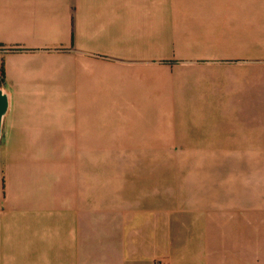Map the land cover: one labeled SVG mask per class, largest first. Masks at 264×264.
<instances>
[{
	"label": "crops",
	"instance_id": "0c3cea01",
	"mask_svg": "<svg viewBox=\"0 0 264 264\" xmlns=\"http://www.w3.org/2000/svg\"><path fill=\"white\" fill-rule=\"evenodd\" d=\"M0 102V264H264V0H0ZM101 150L203 157L103 220Z\"/></svg>",
	"mask_w": 264,
	"mask_h": 264
},
{
	"label": "rangeland",
	"instance_id": "374dc122",
	"mask_svg": "<svg viewBox=\"0 0 264 264\" xmlns=\"http://www.w3.org/2000/svg\"><path fill=\"white\" fill-rule=\"evenodd\" d=\"M203 151H99L101 219L111 205L163 203L165 215L175 211V180L198 173ZM193 179V178H192ZM153 194L154 196H148ZM156 195V196H155Z\"/></svg>",
	"mask_w": 264,
	"mask_h": 264
},
{
	"label": "water",
	"instance_id": "95a60500",
	"mask_svg": "<svg viewBox=\"0 0 264 264\" xmlns=\"http://www.w3.org/2000/svg\"><path fill=\"white\" fill-rule=\"evenodd\" d=\"M2 102H0V105H1Z\"/></svg>",
	"mask_w": 264,
	"mask_h": 264
}]
</instances>
